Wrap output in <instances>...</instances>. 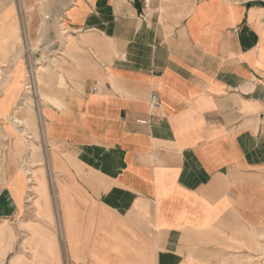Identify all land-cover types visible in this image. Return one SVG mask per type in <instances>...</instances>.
<instances>
[{"label":"crops","instance_id":"0c3cea01","mask_svg":"<svg viewBox=\"0 0 264 264\" xmlns=\"http://www.w3.org/2000/svg\"><path fill=\"white\" fill-rule=\"evenodd\" d=\"M29 44L38 52L21 56ZM0 68L5 111L36 126L17 149L0 119V264H257L264 0H149L143 13L131 0H0ZM24 78L46 99L21 103ZM26 160L52 174L60 223L68 206L61 233L35 236L54 239V260L11 227L28 184L17 195L10 179Z\"/></svg>","mask_w":264,"mask_h":264},{"label":"rangeland","instance_id":"374dc122","mask_svg":"<svg viewBox=\"0 0 264 264\" xmlns=\"http://www.w3.org/2000/svg\"><path fill=\"white\" fill-rule=\"evenodd\" d=\"M43 1L44 0H41V3H43ZM131 1L133 2V0ZM144 2H146L147 5L149 4V0L147 1L144 0ZM139 4H141V2H139ZM38 49H39L38 45H30V44L26 46L24 45L21 48L20 53H21V56L23 55L24 57H28L29 52H32L34 54L35 52H38ZM34 61L37 62V66L34 65L32 67L31 62H29V64H31L30 66L31 71H33L34 73L33 75L37 83V82H40V80L37 78V75H39L42 72V68H45V66H43L36 59H34ZM18 62L19 64L18 63L17 64L22 67V62L20 61ZM55 64L56 63H53L54 68H56ZM14 66L17 67L16 63L14 64ZM11 76L12 75L9 74L8 71L5 72L3 71V69L0 68V92H2L3 95H4V90L8 87V85L10 84V81L12 80ZM22 79L23 78L21 77V80ZM20 84L21 82H19L18 87H17V93H16L17 95H15L13 99H15L19 95L18 93L21 91ZM35 84H32V81H31V84L30 83L28 84L27 79L25 81V78H24V84L22 86V93H21L22 94L21 103L25 102L27 104L32 105L33 100L35 103H37L39 101L38 96H40V99H46L45 95L37 94L39 90L35 88ZM31 85H32L31 89H27V87ZM6 101L7 99L5 95L3 98H0V119H4L6 122V126H7L6 137L5 136L4 137L6 139H10L11 137L15 138V143H16L15 147L17 149H19L22 146L20 139L23 142H26L25 144L28 146V149H31L32 145H31V142L29 141V137L31 136L32 129H35L36 126L27 125L28 123H26L25 121H21L20 119L17 118L16 112L18 111V107H15L12 110L13 111L12 113L5 111L7 108V105L10 103ZM31 117H33L32 114H31ZM41 117H42V110H40L37 107V119L40 120ZM0 137H2L1 134H0ZM2 150H3L2 146L0 145V153L2 152ZM1 158L2 156L0 155V187L3 185L2 183L5 182V178H6L5 175H3V172H4L3 161H1L2 160ZM31 164L32 162L30 160L24 161V174L20 173L19 171H16L11 176V179H10V182L12 183L16 181V179H18L20 186H22L23 180H25L26 183L28 184L26 188L27 193L25 197V204L22 206L23 208L20 210L19 218L15 219V222L12 223L13 225L11 227H12V230L16 232L17 231L28 232L29 236L32 237L28 240L29 244L31 245L33 243L34 247H36L39 243L41 245L43 244L46 248V252L48 253L47 255L51 256V259L54 260V259H57L53 255L54 248L56 247L54 239H52L51 237L49 239L38 238V242L36 243L35 241L37 239H35V236L37 235V231H41L42 228L60 231L61 233V230H63V228L66 227L68 224L67 222V218L69 217L68 211H67L68 206L65 204L59 206V212L61 211L62 218H63L62 219L63 221H61L63 223L62 224L59 222L58 210L55 204V192L53 190V185H52V180H51L53 179V177L51 176L52 174L48 172V173H45L46 175H34L32 173V170L27 169V167L28 166L30 167ZM14 187L18 188V185L16 186L14 185ZM62 203H63V200L61 204ZM38 217L41 219H45L49 223L41 222V220H39ZM2 232H7V233L11 232V230L8 228L7 225H5V223L1 225L0 227V234ZM95 237L96 239H99V235ZM65 238H66L67 243L69 242L71 243V238H69L68 236H66ZM55 239L57 240V245H59L62 251H64L63 238L57 235ZM21 241H24V239L20 240V242ZM2 249L3 248H0V263H1V255L3 254ZM33 253L34 255L36 254L35 249Z\"/></svg>","mask_w":264,"mask_h":264},{"label":"built area","instance_id":"2783aa9c","mask_svg":"<svg viewBox=\"0 0 264 264\" xmlns=\"http://www.w3.org/2000/svg\"><path fill=\"white\" fill-rule=\"evenodd\" d=\"M141 2L140 6H141V10L144 11L148 8V5L146 4V2H144V0L140 1ZM149 106L152 109H157L159 108V102H158V98L155 94H152L150 97V102H149ZM151 119L147 118V119H143V120H137V123L143 125V124H150ZM257 264H264V248L262 249V251H260V253L258 254L257 258Z\"/></svg>","mask_w":264,"mask_h":264},{"label":"bare ground","instance_id":"6f19581e","mask_svg":"<svg viewBox=\"0 0 264 264\" xmlns=\"http://www.w3.org/2000/svg\"><path fill=\"white\" fill-rule=\"evenodd\" d=\"M140 1H142V0H140ZM146 1H147V0H146ZM140 9H141V6H140ZM147 9H148V8H147ZM147 9H146L145 11H147ZM31 87H32V86H28L27 89H31ZM17 182H19L18 179H16V181H14V182L12 183V188H13V191H15V193H16V192L19 193V191H18L19 189H18L17 187H14V185L16 186ZM10 187H11V186H10ZM17 193H16V194H17ZM10 195H11V194H10ZM13 195H14V194H13ZM17 195H18V194H17ZM16 198H17V197H16ZM188 252H189V251H188ZM190 258H191V257H190Z\"/></svg>","mask_w":264,"mask_h":264},{"label":"water","instance_id":"95a60500","mask_svg":"<svg viewBox=\"0 0 264 264\" xmlns=\"http://www.w3.org/2000/svg\"><path fill=\"white\" fill-rule=\"evenodd\" d=\"M133 3H134L135 10L140 12L141 10H140V4H139L138 0H133Z\"/></svg>","mask_w":264,"mask_h":264}]
</instances>
